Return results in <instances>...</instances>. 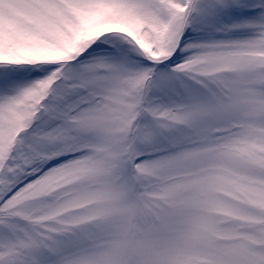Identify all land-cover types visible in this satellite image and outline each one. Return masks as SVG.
<instances>
[{
	"label": "snow or ice",
	"instance_id": "snow-or-ice-1",
	"mask_svg": "<svg viewBox=\"0 0 264 264\" xmlns=\"http://www.w3.org/2000/svg\"><path fill=\"white\" fill-rule=\"evenodd\" d=\"M0 264H264V0H0Z\"/></svg>",
	"mask_w": 264,
	"mask_h": 264
}]
</instances>
